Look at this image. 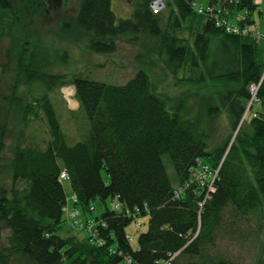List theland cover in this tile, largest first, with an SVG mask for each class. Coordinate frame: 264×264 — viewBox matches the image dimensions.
Segmentation results:
<instances>
[{"label": "trees", "instance_id": "1", "mask_svg": "<svg viewBox=\"0 0 264 264\" xmlns=\"http://www.w3.org/2000/svg\"><path fill=\"white\" fill-rule=\"evenodd\" d=\"M32 1L0 0V13L10 16L0 39L12 40L5 55L13 57L16 66L3 98L8 107L0 126V223L9 231L0 248V264H158L173 254L172 264H238L216 254L215 246L227 213L243 220L258 215L264 222V114L250 116L252 133L238 130L232 142L231 136L223 142L211 136L210 121L226 111L235 132L251 99V84L261 83L257 97L264 104L261 44L217 29L196 14V0H167L159 14L150 9L154 0H138L131 4V17L118 22L111 0H81L76 15L62 27L69 45L83 35L92 54L111 55L120 40L140 46L133 78L124 85H108L81 74L51 71L55 60L47 49L36 51L40 44L31 41L26 30L31 11L49 0H35L36 8L30 11ZM205 1L220 5L225 17L254 10L252 0ZM0 22L3 25V18ZM184 23L192 27L193 52L174 34ZM215 43L218 60L210 61ZM187 64L193 72L173 83L183 92L160 89L166 79L153 73L158 65L162 73L177 77ZM67 85L74 87L78 111L89 123L88 135L73 145L50 98ZM19 87L24 92L18 94ZM34 89L41 94L31 95ZM39 120L48 130L44 148L24 141L25 130ZM10 124L19 130L8 156L2 157ZM164 156L173 168L172 178ZM199 163L217 171L215 191L208 197L207 186L193 178ZM62 171L74 197L71 206L59 180ZM3 173L12 178L10 189L2 185ZM18 181L25 186L16 188ZM108 200L120 203L123 211L138 210L137 219L110 209ZM97 201L102 211L95 215L90 208ZM67 205L70 212L95 220V242L93 233L84 229L81 240L60 234L67 222L73 227ZM143 217H148V230L137 235L133 247L127 228ZM255 264H264V257Z\"/></svg>", "mask_w": 264, "mask_h": 264}, {"label": "rangeland", "instance_id": "2", "mask_svg": "<svg viewBox=\"0 0 264 264\" xmlns=\"http://www.w3.org/2000/svg\"><path fill=\"white\" fill-rule=\"evenodd\" d=\"M33 0L29 6V9L36 8L37 3ZM43 1V0H42ZM81 0H49L47 6L44 5L40 9L31 11L30 19L27 23V35L30 36V40L37 42L35 46L37 52H44L47 49V55L49 58L55 60L54 66L51 65V71L55 74H62L65 76L72 74H81L88 77L90 80L102 82L108 85H124L130 79L133 78L136 72V65L138 63L135 60V55L140 50V46L134 45L126 40H120L118 49L111 55L92 54L88 52L86 48V39L83 35H78L79 40L73 44H68L66 35L62 32L63 24L74 17L78 11V7ZM138 0H111V7L115 13L117 22L121 19H127L131 17L132 3ZM207 1L199 0L198 6L202 7L206 5ZM170 8L165 11L166 16L169 13ZM243 13V12H240ZM3 18V25L0 22V36L4 33V29L10 22V16L0 13V19ZM257 21H259L258 15H256ZM190 23V22H189ZM192 27L187 23H184L179 30L174 34L179 35L184 39L185 43L189 45V49L193 52L194 36ZM24 34V33H21ZM19 34V35H21ZM74 40V39H72ZM11 39L9 37H3L0 39V111L2 119L0 120V126L3 123V117L8 107L3 101L5 96L9 94V86L15 78V60L13 57L10 60L7 59L5 52L11 46ZM34 45V44H33ZM264 54V44L259 47ZM218 44H214L210 47L209 59L210 61L218 60ZM64 55V56H62ZM264 56V55H263ZM264 58V57H263ZM159 67V68H158ZM154 69V74L164 75L165 81L160 83L161 90H168L172 94H180L183 92V87L179 85H173L177 83V79L189 77L191 70L187 64L181 70L178 71L177 77H172L169 74L162 73L158 65ZM16 69V66H15ZM262 78H264V73ZM167 85L169 87H167ZM259 85V84H258ZM73 88L74 94L70 96V100L76 102V106L72 107L69 102V97L66 95L68 89ZM259 90V89H258ZM18 94L24 92V87H19ZM40 89H34L31 95L41 94ZM50 98L53 102L56 113L60 117L62 131L67 136V142L69 145H73L76 142L82 141L84 136L89 131V123L86 115L82 111H78V102L75 99V89L72 85L61 87L59 90L50 93ZM257 98V97H256ZM193 104V99L190 100ZM264 114V104H253L249 109H246V113L243 115L238 129L234 132L230 127L229 120L227 118L226 111L220 110L219 114L214 116L210 121L211 136L216 140L223 142L231 136V142L234 140L238 130L240 132L251 134L252 129L250 126V116H257L256 112ZM256 113V114H255ZM255 114V116H254ZM206 118V117H204ZM19 126L10 124L7 130L8 138L4 141L5 149L3 150L2 157H6L9 154V146L13 143V140L18 134ZM25 142H33L39 144L41 148L45 147V143L49 139L48 130L45 121L33 122L27 130H25ZM164 162L167 165V171L172 178L174 175L173 168L171 166L168 156H164ZM3 162V167H4ZM102 178L104 181H108L106 173L102 172ZM12 178L9 173H3L2 185L6 189L11 188ZM24 182L18 181L16 188H23ZM64 190L67 194V198L70 206L72 205V191L68 181L63 182ZM107 205L110 209L114 207L115 202L108 200ZM95 215L102 211L100 202L95 204ZM65 213H70L66 211ZM65 218V216H64ZM87 218L82 216L81 221L84 222ZM142 224L141 229L135 234L133 242L131 244L136 247L137 235L148 230V217L140 219ZM68 224V222H67ZM65 225L62 228L61 235L63 237H74L76 239H82L85 235L84 232L78 228L69 227ZM221 233L218 236L215 253L227 257L228 259L238 264H255L257 259L264 257V251L261 250V244L264 242V222L258 217L253 215L247 220L240 219L234 212L227 213L223 220V227ZM9 231L5 230L0 223V248L5 243V238ZM127 233H134V224H130L127 228Z\"/></svg>", "mask_w": 264, "mask_h": 264}, {"label": "built area", "instance_id": "3", "mask_svg": "<svg viewBox=\"0 0 264 264\" xmlns=\"http://www.w3.org/2000/svg\"><path fill=\"white\" fill-rule=\"evenodd\" d=\"M237 0H229L230 3H233ZM166 0H155L150 5L151 11L153 14L160 13L164 7H165ZM253 3L258 7L262 8L263 11L260 13V21L255 22L251 20V17L248 16L247 12H244L241 15L233 17V20L230 18H227L223 15L222 9L220 5L216 6H209V7H200L197 5V2L192 3V7L195 10V12L199 15L205 16L207 19L211 20L216 28L222 30L223 32L238 36V37H249L252 40L256 42H264V0H253ZM248 16V17H247ZM251 21L252 23L249 24L248 22ZM259 89V85L252 84L249 87V91L251 94V100L248 103V107L251 106L252 102H258L257 92ZM217 176V171H213L210 169L207 165L204 164H198L197 168L193 172V178L200 182L201 185L207 186V194L206 197H208L210 193H213L215 191L214 187V181ZM60 182L68 180V175L66 171H62L59 176ZM91 211H94V207L90 208ZM114 210L117 212H124V214L128 217H131L133 219H137V216L139 214V211L136 210L135 212L131 213L130 211H123L121 209L120 203L117 201L114 205ZM67 211V209H65ZM69 218L71 221V224L73 227L78 229H84L86 231H90L93 233V239L92 242H95L96 238V222L94 219H86L84 222L81 221V215L79 211L73 210L72 212L68 213ZM140 228V223L138 221H135V231ZM134 233L127 235V240L131 243L134 240ZM99 244L102 245V242L98 241ZM176 254H173L170 256V258L163 262L158 264H172V261L174 260Z\"/></svg>", "mask_w": 264, "mask_h": 264}, {"label": "bare ground", "instance_id": "4", "mask_svg": "<svg viewBox=\"0 0 264 264\" xmlns=\"http://www.w3.org/2000/svg\"><path fill=\"white\" fill-rule=\"evenodd\" d=\"M73 94H74V90H73V88L68 89V90L66 91V95L69 97L70 105H71L72 107H75V106L77 105L76 102L73 101V100H70V96H72Z\"/></svg>", "mask_w": 264, "mask_h": 264}]
</instances>
